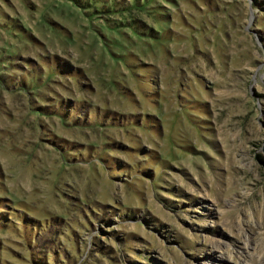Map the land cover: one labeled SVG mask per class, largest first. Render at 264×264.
I'll return each instance as SVG.
<instances>
[{
  "label": "rangeland",
  "instance_id": "obj_1",
  "mask_svg": "<svg viewBox=\"0 0 264 264\" xmlns=\"http://www.w3.org/2000/svg\"><path fill=\"white\" fill-rule=\"evenodd\" d=\"M0 264H264V0H0Z\"/></svg>",
  "mask_w": 264,
  "mask_h": 264
},
{
  "label": "trees",
  "instance_id": "obj_2",
  "mask_svg": "<svg viewBox=\"0 0 264 264\" xmlns=\"http://www.w3.org/2000/svg\"><path fill=\"white\" fill-rule=\"evenodd\" d=\"M72 1H74V0H72Z\"/></svg>",
  "mask_w": 264,
  "mask_h": 264
}]
</instances>
